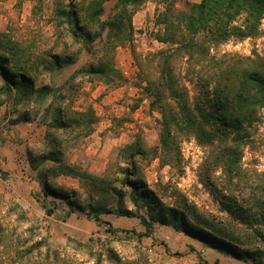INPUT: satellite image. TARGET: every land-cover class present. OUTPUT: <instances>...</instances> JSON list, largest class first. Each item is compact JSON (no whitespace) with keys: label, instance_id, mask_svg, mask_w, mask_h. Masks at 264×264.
<instances>
[{"label":"trees","instance_id":"obj_1","mask_svg":"<svg viewBox=\"0 0 264 264\" xmlns=\"http://www.w3.org/2000/svg\"><path fill=\"white\" fill-rule=\"evenodd\" d=\"M32 1L33 13L41 12L44 0ZM106 1L51 0L47 21L53 33L69 39L64 43L67 49L81 47L92 59L68 77L65 92L38 83V78L76 61L78 49H47L36 54L32 43L25 44L9 30L0 31V96L9 99L14 110L33 101L41 104L48 95L52 96L43 112L46 129L40 150L27 151L29 166L36 172L43 194L51 193L75 204L51 183L60 175L78 178L97 194L90 195L86 205L78 208L89 219L108 224L109 233L116 234L118 229L101 215L137 218L144 228L139 236H151L157 225L168 226L246 264H264V173L241 166L248 128L259 120L264 107V56L255 51L253 55L233 53L219 59L210 56L214 46L259 34L264 0H157L163 8L154 17L155 25L160 27L154 38L166 48L144 58L135 55L138 72L134 82L150 98L149 110L159 115L157 142L148 145L142 133L137 132L130 142L114 148L105 173L98 176L66 157L68 148L93 133L98 120L90 105L84 110L73 108L78 90L74 82L79 79L103 83L104 92L126 83L114 66V53L118 46L131 43L132 16L147 0H117L114 12L101 19ZM97 41H101L98 47ZM179 61L194 80L193 96ZM137 106L138 101L130 110ZM124 120L123 117L118 122ZM189 138L208 148L200 166V179L217 198L224 217L198 209L174 187V202L168 205L145 180L144 169L155 159L162 167L181 171L180 143ZM216 171L220 172V182ZM4 238L0 224L2 252ZM82 245L92 252L94 264H102L101 252L92 251L87 243ZM42 249L39 264L68 262L47 238L17 251V256L31 257ZM3 262L0 256V264Z\"/></svg>","mask_w":264,"mask_h":264},{"label":"rangeland","instance_id":"obj_2","mask_svg":"<svg viewBox=\"0 0 264 264\" xmlns=\"http://www.w3.org/2000/svg\"><path fill=\"white\" fill-rule=\"evenodd\" d=\"M116 1L107 0L104 3L101 19L114 12ZM50 6L51 0H44L42 11L33 13L32 0H0V31L9 30L25 44L32 43L36 54L47 49L66 52L78 49L76 61L63 64L52 73H42L38 78V83L58 87L65 92L69 86L68 77L92 59L81 47L70 46L67 49L64 43H69V39L53 33V27L47 21ZM162 8L163 4L157 0H147L132 16L134 33L131 43L118 46L115 50L114 66L126 83L104 92L103 83L79 79L74 82L78 90L73 108L84 110L90 105L98 120L93 133L77 146L68 148L66 157L69 162L79 164L92 174L102 176L114 148L130 142L137 132L142 133L148 145L157 142L159 115L149 110L150 98L134 84L138 72L135 55L144 58L150 52L166 48V44L154 38V33L160 28L155 25L154 17ZM177 8L181 9L182 5L177 4ZM240 21L241 18L237 19L238 23ZM100 45L101 41L95 43L96 47ZM253 51L264 56V20L256 37L223 42L211 48L210 56L219 59L233 53L253 55ZM185 67L179 61V69L193 96L196 85ZM51 100L52 96L48 95L41 104L33 101L25 107L18 106L15 111L13 103L0 96V224L7 245H3V252L0 249L3 264L41 263L43 249L40 254L31 257L21 259L17 256V251L41 238H47L52 247L58 248L68 261L65 264H94L92 252H88L83 243H87L92 251L101 252L102 264H219L213 250H202L205 246L200 241L177 233L168 226L157 225L151 236H139L144 228L137 218L101 215L104 221L118 229L116 234L109 233L108 224L89 219L85 211L78 208V205H86L90 195L97 197L78 178L60 175L51 183L63 197H71L75 204H69L66 198L51 193L44 195L36 172L29 166L27 151L40 150L46 129L42 122L43 112ZM136 101L138 106L131 111V105ZM123 117L126 120L119 123ZM248 130L241 166L264 173V107L260 109L259 120ZM180 150L181 171L162 167L157 159L145 167L144 177L150 189L164 203L171 205L174 202L171 194L174 187L198 209L224 217L217 198L200 179V166L208 148L189 138L182 139ZM215 173L216 180L220 182V172ZM221 254L226 257L222 264H240L232 256Z\"/></svg>","mask_w":264,"mask_h":264},{"label":"crops","instance_id":"obj_3","mask_svg":"<svg viewBox=\"0 0 264 264\" xmlns=\"http://www.w3.org/2000/svg\"><path fill=\"white\" fill-rule=\"evenodd\" d=\"M177 233H180V232H177ZM202 244V243H201ZM203 246H205L204 244H202ZM204 249H206V250H212V249H210V248H208V247H206L205 246V248H203L202 250H204ZM214 251V250H213ZM215 253H214V256H215V258L218 260V263L219 264H222L223 262H224V260H225V255H222L221 253H219V252H216V251H214ZM236 260H238V259H236ZM239 262H240V264H246V263H244V262H242V261H240V260H238Z\"/></svg>","mask_w":264,"mask_h":264},{"label":"built area","instance_id":"obj_4","mask_svg":"<svg viewBox=\"0 0 264 264\" xmlns=\"http://www.w3.org/2000/svg\"><path fill=\"white\" fill-rule=\"evenodd\" d=\"M263 20H264V16L260 19V23H259V26L260 25H262V23H263ZM257 48V47H256ZM257 51H258V49H257Z\"/></svg>","mask_w":264,"mask_h":264}]
</instances>
